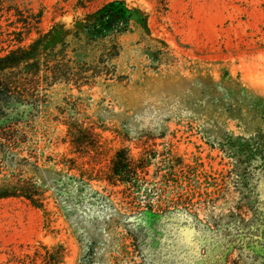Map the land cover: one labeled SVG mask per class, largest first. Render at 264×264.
<instances>
[{
    "label": "rangeland",
    "instance_id": "rangeland-1",
    "mask_svg": "<svg viewBox=\"0 0 264 264\" xmlns=\"http://www.w3.org/2000/svg\"><path fill=\"white\" fill-rule=\"evenodd\" d=\"M113 1L127 26L92 38ZM18 50L29 58L0 80L25 92L10 132L29 166L0 178H30L43 207L0 198V264H264V164L240 151L264 134V0H0V57ZM120 149L152 153L139 190L104 179ZM63 157L89 186L61 192L80 175ZM179 194L190 213L169 203ZM150 205H171L156 230Z\"/></svg>",
    "mask_w": 264,
    "mask_h": 264
},
{
    "label": "trees",
    "instance_id": "trees-1",
    "mask_svg": "<svg viewBox=\"0 0 264 264\" xmlns=\"http://www.w3.org/2000/svg\"><path fill=\"white\" fill-rule=\"evenodd\" d=\"M127 21V11L124 7V4L118 1H113L107 4L104 8L100 9L96 20L91 26L88 27L87 32L92 36V38H98L100 36L110 34L120 26V28H125L127 26ZM29 55V51L18 50V52H12L0 57V73H3L7 69L17 68L21 62L29 58ZM52 73L54 74L56 71ZM20 87L21 85L17 84L15 79H12L11 82L5 83L0 80V100L4 102V106L0 107V114L4 116V118L1 117L3 120L0 122V154H2V160L0 164L1 167H7L13 160H15L14 162L16 165L21 166L20 168H22V166H29L28 160H26V158H24L26 163L22 162V159H16V153H13L14 149L12 148L13 145H15L16 148V146L20 147L21 144L23 145V143L27 142V139L24 137V133L20 132L19 129L15 130V135H12V132H10L12 131V128H14L13 124L18 126L24 122V112L29 107L28 104H25L27 103L25 92L22 87ZM12 115H16L17 117ZM67 125L69 131L68 135L71 138L70 142L76 143L75 133L80 132V125L78 122H70ZM240 145V151L245 153V156L249 161L259 156L263 160L264 164V134H260L256 138L240 141ZM235 146L236 145H234V147ZM152 159V153L149 151H146L141 155V157L136 159L128 150L120 149L113 157L110 165V171L106 174L104 179L112 185H116L118 183L126 184L129 187L139 190L141 189V181L144 180L143 174H146L147 168ZM62 163L67 166L69 171L76 169L80 173L79 176H61H68L66 180L70 181L69 183H67L65 180L63 181V185L61 186L62 193L65 189H68L66 187L73 185L76 181L79 182L80 185L82 184L84 187L89 186V181L92 180L93 177L89 176L86 178V170L80 168L74 158L63 157ZM33 166L37 165L34 164ZM170 167L173 169V171H176L177 165L173 162L171 163ZM96 178L99 179V176H96ZM32 182L33 181L30 178L26 180L23 178L9 179V177L5 174L0 178V198L17 196L20 194L35 205L43 207L41 202L42 198H40L41 194L38 192V187H36ZM168 201L176 210H184L190 213V198L179 194L175 198L171 197ZM171 205H158L156 207L150 205L148 207L149 209L141 212L142 214H145L144 220L142 221L144 227L148 228L149 230H156L157 227L155 226V221L159 218L158 216L172 212L169 208ZM136 230L141 231V228ZM134 235L137 237V232H134ZM45 249L47 255L51 256L52 251L46 247ZM28 256L29 255H27V257ZM25 262L26 261L24 260L22 264H26Z\"/></svg>",
    "mask_w": 264,
    "mask_h": 264
}]
</instances>
